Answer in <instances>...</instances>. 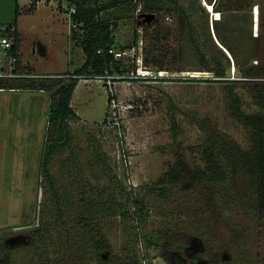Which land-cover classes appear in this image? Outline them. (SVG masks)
<instances>
[{
  "label": "rangeland",
  "instance_id": "obj_1",
  "mask_svg": "<svg viewBox=\"0 0 264 264\" xmlns=\"http://www.w3.org/2000/svg\"><path fill=\"white\" fill-rule=\"evenodd\" d=\"M178 1L181 7L171 0H119L101 13L111 21L114 49L132 53L117 59L124 74L80 76L71 100L80 119L69 120L68 143L51 156L47 177L41 172L44 154L59 140L57 127L48 125L53 92L62 84L55 80L67 81L84 64L83 29L73 21L69 0H0V23L15 24L20 33L24 72L54 85L0 91V264H44L46 251L51 264H68L67 256L57 263V236L47 246L31 245L41 219L55 220L50 188H103L127 165L128 183L143 196V188L171 168L189 171L165 197L151 200L145 228L155 238L161 233L186 245H151L147 264H192L193 258L213 264L230 252L234 233L247 238L251 258L264 264L263 217L249 210L254 199L243 197L254 191L249 176L233 173L229 160L225 182H195L191 175L209 166L201 143L218 152L254 146V133L230 97L241 92L249 98L241 87L264 83V0ZM141 11L157 14L145 21ZM252 64L258 75L246 76ZM214 65L227 68L230 82L188 79L220 78L207 70ZM248 98L242 108L253 112ZM109 232L113 253L134 242L123 228ZM69 238L66 255L80 249L78 238ZM205 246L215 249L203 258Z\"/></svg>",
  "mask_w": 264,
  "mask_h": 264
},
{
  "label": "trees",
  "instance_id": "obj_2",
  "mask_svg": "<svg viewBox=\"0 0 264 264\" xmlns=\"http://www.w3.org/2000/svg\"><path fill=\"white\" fill-rule=\"evenodd\" d=\"M69 2L75 5V11L72 13L73 21L77 25H81L83 29L81 45L86 54V60L75 71L74 75L68 76L70 78L67 81L63 77L55 80L56 83L60 81L62 84L53 92L48 125L52 123L57 127L59 140L50 146L49 152L44 154L41 172H45L47 177L51 175L48 171L51 156L57 149L63 148L68 143L69 120L72 118L80 119L71 105L80 76L105 75V73L113 74L114 72L124 74L126 71V69H122L121 61L117 60L114 53L110 52V49L114 48L116 38L112 32L111 21L101 15L105 9L119 3V0L107 4L100 3L98 0H69ZM142 2L143 0H140V3ZM171 2L174 3L175 7H181L178 0H171ZM154 7L151 5V8ZM18 16L17 7L15 21H17ZM223 44L230 52L234 53L233 48L224 41ZM215 65L207 70L214 71L215 75L220 78L188 79L230 82L227 68L225 66L216 67ZM253 65L246 70V76L255 77L258 75V71ZM40 78L43 76L14 80L11 85L30 90L47 89L54 86L44 82L48 79ZM233 87H230L232 88L231 92L234 90ZM241 88L249 90V98L240 92L235 96L231 94L230 100H232V105L235 106L237 114L248 121L249 127L254 133V146L249 151L247 147H241L238 150L229 149L218 152L212 144L201 143L199 146H205L206 161L209 166L207 170L200 168L191 175L195 182L203 180L225 182L230 178L225 162L229 160L233 167L231 169L233 173L243 170L249 176V186L252 185L254 191L251 195L245 194L243 197L250 196V199H254L255 204L249 210L259 211L257 213L263 217L262 224L264 225V83H251L250 86ZM247 98L250 99L249 107L255 105L253 112H246L242 108L245 106ZM113 100V97L109 96V103H112ZM124 163H128L126 158ZM128 170L127 165L124 167L123 175L114 174L110 177V184L103 188H77V190L75 188H50L53 201L51 213L52 219L55 220L45 221L44 218L41 219L37 228L32 232L31 245L36 247L38 242L47 246L50 239L54 240L57 236V263L58 258L60 260V258L67 256L69 257L68 264H147L148 254L145 249L151 245L165 243L168 249L185 247L186 244L178 239L165 240L161 233H157L155 238L154 232H147L145 228L147 227V216H150V209L153 206L151 200L155 197H165L170 185L180 183L181 175L189 173V171L182 165L171 168L167 176L162 177L156 183L146 185L143 188L145 189L143 196L141 191L138 192L139 187L128 183L130 179ZM113 182L115 185L112 187ZM68 192L72 193V197L68 195ZM115 227L123 228L126 234H131L132 242L134 239L132 245L124 248L121 254L113 253L115 251L112 249L111 240L108 236L109 231ZM74 235L78 238L80 249L76 253L66 255V248L69 244L67 242L71 236L75 239ZM37 237L38 239H36ZM229 245L230 252L226 256L223 254L222 258L213 259V264H261V262H257L258 259L251 258L253 250H250V243L242 234L234 233L232 238H229ZM211 247L213 250L215 249V246ZM213 250H207L205 246L199 252L205 258ZM44 256L45 261L43 263L51 264L50 252L46 251ZM192 264H197L196 258H193Z\"/></svg>",
  "mask_w": 264,
  "mask_h": 264
},
{
  "label": "built area",
  "instance_id": "obj_3",
  "mask_svg": "<svg viewBox=\"0 0 264 264\" xmlns=\"http://www.w3.org/2000/svg\"><path fill=\"white\" fill-rule=\"evenodd\" d=\"M75 11V9L73 10ZM148 19V15H144ZM116 59L121 58L123 54H131V50L124 52L110 49ZM22 47L20 42V33L15 24L0 23V90H24L23 88L11 85L14 80L29 79L35 77L34 74L24 72L22 64ZM41 77V76H37ZM45 91V89H35Z\"/></svg>",
  "mask_w": 264,
  "mask_h": 264
},
{
  "label": "flooded vegetation",
  "instance_id": "obj_4",
  "mask_svg": "<svg viewBox=\"0 0 264 264\" xmlns=\"http://www.w3.org/2000/svg\"><path fill=\"white\" fill-rule=\"evenodd\" d=\"M157 14V12H153V11H141L139 13V16H141L142 18H144L145 21H149V20H152V15H155ZM144 15H148V19H145L146 17ZM206 264H207V261H204Z\"/></svg>",
  "mask_w": 264,
  "mask_h": 264
},
{
  "label": "crops",
  "instance_id": "obj_5",
  "mask_svg": "<svg viewBox=\"0 0 264 264\" xmlns=\"http://www.w3.org/2000/svg\"><path fill=\"white\" fill-rule=\"evenodd\" d=\"M0 91L2 92V91H6V90H0ZM2 108H3V106H0V110H1L0 112H2V111H3V109H2Z\"/></svg>",
  "mask_w": 264,
  "mask_h": 264
}]
</instances>
